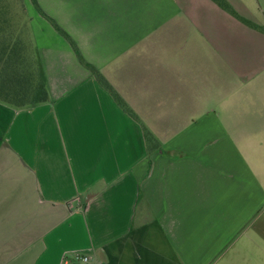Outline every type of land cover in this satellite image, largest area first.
I'll list each match as a JSON object with an SVG mask.
<instances>
[{
    "label": "crops",
    "instance_id": "obj_1",
    "mask_svg": "<svg viewBox=\"0 0 264 264\" xmlns=\"http://www.w3.org/2000/svg\"><path fill=\"white\" fill-rule=\"evenodd\" d=\"M225 1L260 29L214 0L29 6L49 100L0 103V264L264 253V0Z\"/></svg>",
    "mask_w": 264,
    "mask_h": 264
},
{
    "label": "trees",
    "instance_id": "obj_2",
    "mask_svg": "<svg viewBox=\"0 0 264 264\" xmlns=\"http://www.w3.org/2000/svg\"><path fill=\"white\" fill-rule=\"evenodd\" d=\"M37 5L36 0H32ZM220 7L247 25L258 28L240 18L225 0H214ZM55 30L66 39L81 59L76 44L53 20ZM95 77L108 89L118 104L136 117L126 103L114 92L108 82L92 68ZM49 93L39 56L30 36L28 18L23 0H0V103L13 109L34 107L48 102ZM146 140L156 143L145 131Z\"/></svg>",
    "mask_w": 264,
    "mask_h": 264
},
{
    "label": "rangeland",
    "instance_id": "obj_3",
    "mask_svg": "<svg viewBox=\"0 0 264 264\" xmlns=\"http://www.w3.org/2000/svg\"><path fill=\"white\" fill-rule=\"evenodd\" d=\"M23 1H24V5L26 8V15L28 18L31 40L33 41L34 47L36 48V41L34 39L32 25H31V17H29L30 10H33V9H30V10L28 9L29 6L36 9V5L33 1L30 4H28L29 0H23ZM31 12H33V11H31ZM248 253H250V260L249 261H245L244 259L243 260H234L232 262V264H264V253L262 252V250H259V251L254 250V252H253L252 248H250ZM255 259H256V262H254Z\"/></svg>",
    "mask_w": 264,
    "mask_h": 264
},
{
    "label": "built area",
    "instance_id": "obj_4",
    "mask_svg": "<svg viewBox=\"0 0 264 264\" xmlns=\"http://www.w3.org/2000/svg\"><path fill=\"white\" fill-rule=\"evenodd\" d=\"M73 259L77 262H84V263H88L89 262V258L86 256H83L81 254H75L73 256ZM63 264H69V260H65Z\"/></svg>",
    "mask_w": 264,
    "mask_h": 264
}]
</instances>
